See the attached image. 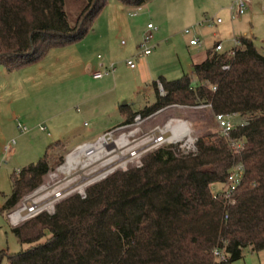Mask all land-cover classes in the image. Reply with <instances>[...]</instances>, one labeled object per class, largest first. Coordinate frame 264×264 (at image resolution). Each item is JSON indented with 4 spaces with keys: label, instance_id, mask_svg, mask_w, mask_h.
Returning a JSON list of instances; mask_svg holds the SVG:
<instances>
[{
    "label": "trees",
    "instance_id": "trees-1",
    "mask_svg": "<svg viewBox=\"0 0 264 264\" xmlns=\"http://www.w3.org/2000/svg\"><path fill=\"white\" fill-rule=\"evenodd\" d=\"M140 6L147 0H119ZM107 0H0V66L13 71L40 61L48 50L73 44L92 30ZM230 50L206 51L192 66L197 83L184 74L152 82L155 102L146 111L178 103L210 105V115H235L239 123L230 138L242 143L234 154L219 134L197 138L195 152L175 154L157 149L138 168L111 175L86 191L85 197L61 200L53 214H38L12 227L25 251L7 254V264H227L264 250V55L252 37L241 36ZM228 69L224 70V66ZM160 82L166 95L157 90ZM119 113L131 115L128 105ZM46 149L36 164L10 175L11 192L0 214L6 219L21 199L47 174ZM241 163L244 177L231 203L213 199L212 188L223 187L230 169ZM46 241L40 243L41 239Z\"/></svg>",
    "mask_w": 264,
    "mask_h": 264
},
{
    "label": "rangeland",
    "instance_id": "rangeland-1",
    "mask_svg": "<svg viewBox=\"0 0 264 264\" xmlns=\"http://www.w3.org/2000/svg\"><path fill=\"white\" fill-rule=\"evenodd\" d=\"M232 2L147 0L140 6H133L119 0H107L94 20L92 30L78 42L52 48L40 61L17 70L6 71L0 66V101L4 106V112H0V206L3 195L11 192L12 173L36 164L51 144L69 142H59L47 152L49 170L41 184L24 196L13 210L23 208L19 218H14L18 222L14 227L38 214H53L55 206L69 196L85 197L89 187L115 173L140 167L146 155L157 149H167L175 154L194 153L199 136L218 134V126L207 108L174 103L142 115L140 112L155 102L153 90L150 95H142L144 88L141 87L136 98L131 91L107 93L109 87L101 85L102 80H94L92 76L95 72H103L100 64L109 67L112 63L115 81L120 76L124 81L133 80L123 53L132 48L134 41H141L148 24L156 28L151 39L155 46L147 64L152 76L149 84L152 85L159 76L167 81L179 79L184 74L191 76L195 60L202 57L215 41L225 40L226 46H234L229 12ZM65 11L68 18L73 19L76 7L71 0H65ZM204 19L209 22L199 27ZM217 19L222 24H216ZM239 19L264 55V0H257L251 9L234 20ZM186 29H190L189 34L184 33ZM193 35L202 41L200 45H189ZM138 62L139 59L135 60L136 65ZM192 86L195 87L194 82ZM164 95L165 90L160 96ZM118 97L131 99L116 103ZM115 103L118 104L116 108ZM120 105H128L131 115L121 116ZM241 120L238 116L234 118L235 126ZM122 137L127 138L129 145L137 147L130 150L124 160L86 174L107 161L108 153L111 157L121 154L118 148H108ZM12 140H15L14 153L7 156L2 148ZM103 142L105 147L97 151L101 156L99 161L98 155L88 157L86 152L79 157L80 165L95 160L91 167L72 170L67 164L69 157ZM213 188L219 190L221 186L216 184ZM22 218L24 220H20ZM29 247L17 241L9 221L0 215V251L11 255ZM256 262V254L245 249L243 258L231 264ZM0 264H7L6 256Z\"/></svg>",
    "mask_w": 264,
    "mask_h": 264
},
{
    "label": "built area",
    "instance_id": "built-area-1",
    "mask_svg": "<svg viewBox=\"0 0 264 264\" xmlns=\"http://www.w3.org/2000/svg\"><path fill=\"white\" fill-rule=\"evenodd\" d=\"M253 3H254V0H233L232 4L229 7L230 18L235 19L236 17L243 15L247 11V9L250 6H252ZM204 22H209V21L204 20V21L200 22L199 25H202ZM216 23H221V20L217 19ZM155 30H156V28L153 25H151V24L147 25V32L143 35V37H142V39L138 45V48H137L135 55L126 60V65L130 69H134L136 67L135 60L142 59V58L147 57L151 54V52L155 46L154 44L151 43L152 31H155ZM184 33L189 34L190 29L184 30ZM122 44H124V43L122 42ZM200 44H201V41L198 38H192L189 40L190 46H198ZM233 44H234L233 47L237 46L238 41L236 39L233 40ZM215 50L216 51H222L223 50L222 45L220 43L216 44ZM229 55L230 56L233 55L232 49L230 50ZM223 69L224 70L228 69V66L227 65L224 66ZM114 72H115V67L113 64H111L108 67L107 71L95 72V73H93V77L96 79H99V78H102L107 73L113 74ZM157 89L160 92V95L164 94L163 86L160 82H157ZM200 107L210 109V105H206V104H201ZM236 117L237 116H235V115L217 114V115H214L213 118H214V120L218 126V134L221 135L222 137H224L229 142V145L233 149L234 154H239V152L242 148V143L240 141H236V140L230 138L231 132L236 127L234 122H233V119ZM244 124L245 123L243 121L239 122L240 126H243ZM14 144H15V140H12L6 144V146L3 149L5 155L8 156L13 152V145ZM243 177H244L243 165L241 163L235 164L230 169V171L228 173L227 181H226L225 185L223 187L219 188V190L212 188L213 199L223 198L225 200L226 204L231 203V196H232L233 192L240 186ZM22 210H23V208L22 209L21 208L16 209L15 211H13L12 213H10L8 215V219L10 220V222L12 224L15 225L16 223H18L14 218H19L20 212ZM20 220H24V218H22ZM214 256H215L216 261L218 263L227 264L228 256L225 255L224 253L215 251Z\"/></svg>",
    "mask_w": 264,
    "mask_h": 264
},
{
    "label": "crops",
    "instance_id": "crops-1",
    "mask_svg": "<svg viewBox=\"0 0 264 264\" xmlns=\"http://www.w3.org/2000/svg\"><path fill=\"white\" fill-rule=\"evenodd\" d=\"M256 1L257 0H254V3L252 4V6L249 7V9H251L254 6V4H255ZM230 20H231L230 21L231 31L233 33L232 34L233 40H235V39H237L238 37H241V36L249 37L248 36V33L245 31L244 26L242 25V20H240V19L239 20H234V19H231V18H230ZM210 23H213V21H211ZM215 23H216V21H215ZM216 24H222V22L221 23H216ZM198 26L200 27L202 25H198ZM249 33H251V32H249ZM196 36L197 35H193L192 37L193 38H198V36L197 37ZM225 42H227V41H225V40L224 41H222V40L215 41L214 44H213V46H216V44L220 43L222 45L223 50H226L227 51V50L232 49L231 46H226ZM139 43H140V41H134V44H133L132 48L130 47V49L126 50L123 53L127 57L126 59H129V58H131L132 56L135 55ZM121 45L124 46L125 43L124 44L121 43ZM210 48H208V49H210ZM149 56L144 57L142 59H139V62L136 65V67L134 69H131L132 70L131 75L133 77V80H131V81H124L123 78H121V76H120V78H118L115 81L114 80V73L113 74L107 73L102 78H99V79H96L93 76H92V78L94 80H102L101 85L109 87L107 93L117 92V90H119L120 93H122L124 91L125 92L127 91V93H128V92L131 91L132 92V95H133V98L134 97L136 98L137 93L139 92V90L142 87V88H144V93L142 95H148V94L150 95V92H151V90H153V88H152V85L149 84V81L152 79V76L150 75L151 72L149 71V66L147 65L148 64V58H149ZM98 58L100 59L101 57H98ZM205 58H206V52L198 60H195V64L201 63L202 61L205 60ZM102 69H103V71H107L108 70L107 65L100 64V70H102ZM190 77L192 79V82H194L196 84L197 81H196V77H195L194 73ZM105 78H107V79H105ZM152 82H154V80ZM116 99H117V102L116 103H118L122 99H125L123 101H129V99H131V98L130 97H128V98L127 97L126 98H119L118 97ZM116 103H115V108L118 106V104H116ZM0 112H4V106H2V101H0ZM59 142L69 143L68 141H57L56 143H59ZM2 150H3V148H2ZM13 153H14V151L10 155H12ZM4 196H7V195H3V202H4ZM3 202H2V204H3ZM2 204H1V206H2ZM2 217L5 220H8L9 221V224H10L11 227H14V224H12L10 222V220L8 219V217H7V219L4 216H2ZM251 254H254V253H251ZM255 254L257 256V262H256V264H264V250L263 251H260L258 253H255Z\"/></svg>",
    "mask_w": 264,
    "mask_h": 264
},
{
    "label": "bare ground",
    "instance_id": "bare-ground-1",
    "mask_svg": "<svg viewBox=\"0 0 264 264\" xmlns=\"http://www.w3.org/2000/svg\"><path fill=\"white\" fill-rule=\"evenodd\" d=\"M166 128H168V126H166ZM179 129V128H178ZM141 144V143H140ZM105 145H106V143L105 142H103L102 144H100V145H98L97 147H94V146H90L89 148H87V149H85V150H82V151H79L78 153H76V155L74 156V157H69V159H68V162H67V164L68 165H70L71 166V169L72 170H74V169H78V167H80V168H82V169H87V168H89V167H91L96 161L94 160V161H89V163L88 162H86V164H84L83 163V165H80V161H79V157H80V155L82 154V152H86L85 154H86V156H90V155H98L97 157V161H99L100 159H101V156H100V154H99V152L97 153V151L99 150V149H102V147H105ZM135 147H137V146H134L133 147V145L131 146V145H129V143H128V141H127V138H125V137H122L121 139H119L115 144H112V145H110V147L108 148V150L109 149H114V148H118L119 150H120V152H121V154H117V156H113V157H111L112 156V154L111 153H108V155L106 156V157H110L107 161L105 160V162H103L101 165H99L97 168H95V167H93V168H95V169H93L92 171L90 170L88 173H86V174H93V173H95V172H97L99 169H102V168H104L105 166H107V165H110L111 163H114V162H120V161H122V160H124L123 159V157L126 155V154H129L128 152L130 151V150H132L133 148H135ZM107 150V151H108ZM112 152V151H111ZM90 160V159H89ZM83 178H85V176H83Z\"/></svg>",
    "mask_w": 264,
    "mask_h": 264
}]
</instances>
